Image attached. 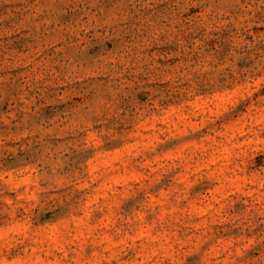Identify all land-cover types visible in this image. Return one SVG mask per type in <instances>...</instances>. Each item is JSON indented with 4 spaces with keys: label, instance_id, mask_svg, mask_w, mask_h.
Here are the masks:
<instances>
[{
    "label": "rangeland",
    "instance_id": "obj_1",
    "mask_svg": "<svg viewBox=\"0 0 264 264\" xmlns=\"http://www.w3.org/2000/svg\"><path fill=\"white\" fill-rule=\"evenodd\" d=\"M0 264H264V0H0Z\"/></svg>",
    "mask_w": 264,
    "mask_h": 264
}]
</instances>
